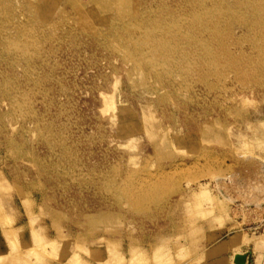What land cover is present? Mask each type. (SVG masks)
I'll return each mask as SVG.
<instances>
[{"label":"rangeland","instance_id":"rangeland-1","mask_svg":"<svg viewBox=\"0 0 264 264\" xmlns=\"http://www.w3.org/2000/svg\"><path fill=\"white\" fill-rule=\"evenodd\" d=\"M16 212L21 264L260 254L264 0H0V222Z\"/></svg>","mask_w":264,"mask_h":264},{"label":"crops","instance_id":"crops-1","mask_svg":"<svg viewBox=\"0 0 264 264\" xmlns=\"http://www.w3.org/2000/svg\"><path fill=\"white\" fill-rule=\"evenodd\" d=\"M13 219H12V224L10 226L4 225L3 223L0 222V259L1 258H7V260L3 259L0 261V264H12L11 263V259H9V253H10V246H9V239L7 237V235H5V231L8 230L10 227L12 229H14L16 231L17 234V240L19 242V244L21 245V248L19 249V254H18V258H19V263L17 264H21L20 260H22L23 256L25 255V251L26 248L28 246L32 245V241H31V235H30V230L28 228V219L26 217V215L23 214H19L18 212H16L14 215H12ZM235 232V231H234ZM234 232L225 234V236H227V238L224 239H228L230 237V235H232ZM236 236H233L231 238V245ZM49 239H52L50 237H48ZM221 239V240H224ZM28 245V246H27ZM249 248V249H248ZM251 249V250H250ZM96 250V249H94ZM250 250V251H249ZM72 250L62 247L59 250V255L61 256V260H55L52 258L47 257L46 258V264H70L69 263V258L72 254ZM99 252V251H98ZM230 254H232V251L229 249L223 253H221L220 255L216 256V258H218L219 256H229ZM99 255V260L104 259V255ZM258 255H261L260 258H258ZM241 256L244 257V263L243 264H264V249L261 251L260 254H258V252H254V245L252 243L251 247H245L244 245L241 246ZM81 259L83 262H85L86 264H97V258L94 257H90L87 254H81L80 255ZM215 257H205L204 259L201 260L200 263H204V262H210V261H214L216 259ZM14 264V263H13ZM227 264V263H226Z\"/></svg>","mask_w":264,"mask_h":264},{"label":"water","instance_id":"water-1","mask_svg":"<svg viewBox=\"0 0 264 264\" xmlns=\"http://www.w3.org/2000/svg\"><path fill=\"white\" fill-rule=\"evenodd\" d=\"M236 263L243 264L244 263V257L243 256H237L235 259Z\"/></svg>","mask_w":264,"mask_h":264},{"label":"bare ground","instance_id":"bare-ground-1","mask_svg":"<svg viewBox=\"0 0 264 264\" xmlns=\"http://www.w3.org/2000/svg\"><path fill=\"white\" fill-rule=\"evenodd\" d=\"M236 258H237V257H236ZM236 258H235V259H236ZM26 263H27V262H26ZM15 264H16V263H15ZM233 264H239V263H236V262L234 261V263H233Z\"/></svg>","mask_w":264,"mask_h":264}]
</instances>
